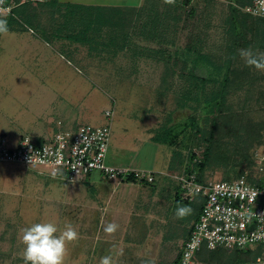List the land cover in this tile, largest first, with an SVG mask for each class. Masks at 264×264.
Returning a JSON list of instances; mask_svg holds the SVG:
<instances>
[{
    "label": "rangeland",
    "instance_id": "obj_1",
    "mask_svg": "<svg viewBox=\"0 0 264 264\" xmlns=\"http://www.w3.org/2000/svg\"><path fill=\"white\" fill-rule=\"evenodd\" d=\"M59 1L68 3H59L49 10H43V24H48L50 29L41 34L51 36L56 31L57 37L61 36L62 39V36L71 34L79 36L92 21L91 26L103 25L111 39L108 43L98 41L97 34L89 32L82 34L89 41L81 44L61 41V38L55 40L56 50L63 52V55L56 53L54 61H40L36 67L34 64L39 74L49 75L40 83L49 86L50 92L55 94L54 99L51 103H45L42 96L44 89H40L38 97L33 79L16 80V92L23 93L27 104L26 112L13 114L19 116L21 122L33 123L41 118L42 123L49 117L54 120L59 116H68L76 123L100 126L106 124L104 112L111 109L110 143L119 139L122 133L129 140L143 135L147 137V127L151 128L154 136L168 125L197 116L202 102L222 81L231 61L244 77L239 88L228 91L226 103L235 118L228 121L227 136L222 139L219 149L214 150V168H208L206 176L212 180L226 176L235 179L242 161L249 166L246 174L256 178L264 175V163L259 158L264 155V64H249L245 55L251 52L257 58L264 57V38L260 31L256 30L253 34L250 30L239 29V38L233 39L228 31V18L231 6L236 3L234 0H145L138 2L135 17L129 16V7H124L127 9L123 11L124 14L111 13L114 9L108 7L110 13L104 14L97 11L95 5H78L92 4L94 1L132 4L134 0ZM150 8L157 10L158 15L169 12L168 28L163 27L167 32L160 34V18L156 22L155 16H149L147 10ZM160 9L163 11L159 12ZM176 13L179 20L177 31L174 28L176 21L172 19ZM3 20L14 29L24 27L25 32L19 35L24 39L26 36L30 38L31 30H40L33 21L32 25L26 23L28 26L25 27L20 18ZM151 22L157 26L156 31ZM261 28H264V24L260 25ZM14 33L8 31L5 37L12 64L3 66V72H7L12 80L16 79V75L25 73L11 56V51L15 54L18 52L17 35L13 36ZM40 43L41 50L46 51L47 47ZM27 67L30 69L32 66L28 64ZM6 101L3 106L15 111L21 105L17 98ZM24 131L35 139L29 129ZM6 133L9 134L6 135L8 141L13 144L18 132ZM178 140L183 141L182 152L185 155L189 147L199 152L194 144L201 140L193 130L187 128ZM148 146L144 144L139 153L151 148ZM167 147L172 152L177 150L175 145L159 144L161 151ZM149 160L150 157H145V162ZM249 160L253 162L251 165ZM223 164L228 165L225 167ZM68 187L69 183L48 174H39L22 165L0 162V264H24V229L34 223L48 221L56 223L60 230L70 223L79 234L77 240L67 244L64 264H96V243L92 245L96 226L82 225L78 216H66L71 213L64 214L62 210ZM180 199H161L164 200L163 205H159L162 214L153 222L151 236H144L141 232L139 235L142 236H135V255L117 256V264L173 263L195 218L190 212L183 217L177 216L178 207L188 208L186 202ZM198 207H194V214ZM144 222L138 224L137 232L139 228L146 232L148 219ZM85 236L93 239L87 246L82 240ZM233 250H218L215 255L204 253L199 256V264H240L243 256L249 252L247 249Z\"/></svg>",
    "mask_w": 264,
    "mask_h": 264
},
{
    "label": "crops",
    "instance_id": "obj_2",
    "mask_svg": "<svg viewBox=\"0 0 264 264\" xmlns=\"http://www.w3.org/2000/svg\"><path fill=\"white\" fill-rule=\"evenodd\" d=\"M140 1L143 2L145 0H134V3L132 4H112L111 2L94 1L92 4L78 3V5H95L97 11L101 13L104 12V14L110 13L108 7H113L114 10L111 11V13L115 14H124L123 11L127 10L124 7H129L131 8L128 10L129 16L135 17L138 2ZM148 1L152 2L155 0ZM59 3L68 2L59 1ZM49 8V6L43 5V3H32L28 4L27 7L16 10L18 14L16 15V18H20L22 20L23 18H30L31 25L33 21L37 29H40L39 31H36L33 29V27H31L33 31L31 30L30 32V38H27L26 36L24 39L22 36H19L25 32L24 27H18L14 29L13 26L7 24L6 22L7 30L0 31V137L6 135L8 136L9 134L6 133V131H16L18 132L16 136H14L16 140L22 135L27 134L24 130L29 129L30 132H33L31 134L36 140H43L44 138L53 135L57 129H74L81 125V123L73 122L74 119L68 116L66 118L65 116H59L54 120L49 117L45 122L42 123L40 121L41 118H38L37 116V122L23 123L21 122L19 116L13 115H19L21 112H26L24 110L27 108L23 93L16 92V84L18 85V83L15 84L16 80H28V78L31 80L33 79V82H36L34 83V86L36 88L35 93L38 97L40 96V89H44L42 95L45 98L44 102L51 103V101L54 99L53 97L55 94L50 92L49 86L44 83H40L41 81H44V78L48 77L49 75H41L34 68V64L36 67L40 61L46 63L54 61L56 53L63 55V52H58L56 50L57 46L54 45V41L57 39L60 40L61 38V36L57 37L56 31L54 32V35H49L50 37L41 34V32H46L48 29H50L48 24H43L45 19H42L41 17L43 10H49ZM161 11L163 10L160 9L159 12ZM147 12H149V16H155L157 18L156 22H158V18H160V34L162 32H167V29L165 28H168V18H171V16H168L169 12H166L167 14L164 15H158L157 10H153L152 8L147 10ZM171 12L173 13V11H170V13ZM5 18L9 19V16ZM173 18L176 21L174 28H176L175 31H177V28L179 27L177 24L179 21L177 13L176 16L172 17V19ZM104 20H106V16L104 17ZM153 23L151 22L150 25ZM23 25L25 27L28 26L27 24ZM153 25V30L156 31L157 26L155 24ZM163 27L165 28L163 29ZM8 31L15 32L13 36L17 35L16 43L18 46V52L15 54L11 51V56L13 59H16L17 65L22 66L21 71H25V73L20 76L16 75L15 80H12V78L10 79L7 72H3V66L5 64H12V59H9L8 57L9 45H7L5 42L7 41L5 40V37L7 38ZM89 32H94L97 34L96 39L98 41L108 43L110 41L109 39H111V37L107 36V30L103 25H95L85 27L84 30L80 32L81 35H79V38L76 41L68 39L67 36H62L63 39L61 38V41L67 40L74 44H81V42L84 41L88 42L89 40L87 36L84 37L82 34ZM106 38H108V40L104 41ZM175 38L177 39V37ZM40 42H42L45 47H47L45 48L46 51L43 52L41 50L42 47ZM28 64H31L32 66L30 69L27 67ZM34 70L36 72H34ZM17 77L20 78L17 79ZM8 98H17L20 100L21 105H18L16 108L18 112L14 109H11V107L5 108L3 106L4 101H6ZM108 110L111 109H107L106 111ZM34 123L35 125H32ZM66 126L69 127L66 128ZM145 132L147 133V137L143 135L142 137L133 140H129L125 133H122L119 139L110 143L106 159L108 163L116 166L149 170L154 176V180L152 182H121L119 184H114L109 182L99 172H92L83 181L69 184V187L66 190L67 196L63 201L65 207H62V210L65 212L64 214L71 213L66 214V216H78L81 219L79 223L82 225L96 226L94 229V241H92V245L94 242L96 243V248L94 251L96 264H102L104 258H109V264H117V256H134L136 249L135 236H138L140 232L143 233L144 236H146V234L147 236H151V227L154 224L153 222L157 221L161 217L162 209L160 210L159 205L162 204V202L164 203V200L161 201V199L168 197L169 200H175L176 197H178V184L173 178L175 174H172L169 170L172 156L171 148L167 147L165 151H161L159 148L160 143L154 141L155 135H152L154 132L151 130V128L147 127ZM144 144L149 145L148 147L151 148H147L140 154L139 151ZM145 157H150L151 160L145 162ZM65 209L67 211H65ZM72 209H74L73 212H71ZM61 214L63 215V213ZM145 219H148V229L146 232H142L139 228V231L137 232L136 227L139 223H145ZM110 225H116L114 231H107ZM82 240L86 242L87 246L89 241L93 239L90 238V236H85L82 237ZM121 252H126V254H121Z\"/></svg>",
    "mask_w": 264,
    "mask_h": 264
},
{
    "label": "built area",
    "instance_id": "obj_3",
    "mask_svg": "<svg viewBox=\"0 0 264 264\" xmlns=\"http://www.w3.org/2000/svg\"><path fill=\"white\" fill-rule=\"evenodd\" d=\"M45 1L48 0H0V21L13 15V9L25 2ZM241 10L264 19V0H250ZM104 117L106 124H81L74 129H58L41 142L25 134L11 144L6 136H1L0 162L22 165L69 184L83 181L92 172H99L114 184L127 182L129 178L138 183L152 182L154 176L149 170L107 162L113 111H106ZM259 158L264 163V155ZM195 161L197 158L193 163ZM193 163L187 167L190 169ZM184 170L173 176L181 199L193 201L200 198L202 206L190 225L188 236L181 243L176 264H197L200 250L219 248L258 252L240 264H264V175L253 177V181L246 176L200 181L195 171Z\"/></svg>",
    "mask_w": 264,
    "mask_h": 264
},
{
    "label": "trees",
    "instance_id": "obj_4",
    "mask_svg": "<svg viewBox=\"0 0 264 264\" xmlns=\"http://www.w3.org/2000/svg\"><path fill=\"white\" fill-rule=\"evenodd\" d=\"M189 0H187L188 2ZM236 3H233L234 6H231V12L228 18V31L230 35L233 37L234 40L239 38V32L237 30L239 29H245L250 30L251 32H254L257 30V32L260 31L261 35L264 38V28L260 29V25L264 24L263 18H257L253 17L250 14H247L241 10L242 7L248 5L250 3V0H234ZM43 3V5H47L49 7L58 6L59 0H48L45 2H38ZM28 4H32L30 2H25L18 7L13 9V15H9V19H12L13 17L16 18L17 12L19 8L27 7ZM61 5H64V3H60ZM235 4H238L237 6ZM66 6L70 4H65ZM249 17V18H248ZM251 18V19H250ZM17 19V18H16ZM103 20V19H101ZM98 20V21H101ZM250 20V22H248ZM4 21V20H1ZM92 22V21H91ZM91 22L88 23V26H91ZM31 24L30 18H23L22 25L23 24ZM240 31V30H239ZM241 32V31H240ZM252 34V35H253ZM70 40H78L79 36L76 34H71L67 36ZM244 75L239 70L238 66H234L232 62L230 61L226 67L225 73L223 75L222 81L219 83V85L216 87L215 90H213L210 95L202 102L201 109L199 110V114L197 116H189L186 121L181 122H175L172 125H168L165 128H163L160 132H158L154 136V140L160 144H164L167 146H173L175 145L177 150L172 152L169 170L172 174H179L180 172L185 169V172L188 171H195L198 175V178L200 181H205L208 179L206 176V172L208 168H214V150H218L219 146L221 144L222 139H225L228 132V121L235 118L234 115H232V109L230 106L226 103V97L228 95L229 90L231 89H237L239 88L242 82ZM189 128L190 130H193L201 140L200 143H196L195 148L199 150L197 153L194 152L192 148L187 149L186 155L182 152V149L184 147L183 141L178 140V138L185 132V130ZM235 136V135H233ZM41 142L42 140H38ZM205 145H204V144ZM197 158L198 161H195L193 163L194 159ZM251 165L253 162L249 160ZM193 163V166L187 167L190 164ZM186 164V166H185ZM225 167H227L228 164H223ZM241 165L240 170L236 178L241 176H246V178L249 181H253V177L251 174H246V170L249 166H246L245 161H242L239 163ZM234 178H230L229 176L224 177L223 180H232ZM133 182L134 180L129 178L127 182ZM177 199H180V193L178 194ZM183 201L182 199H180ZM188 205V209H190V214L196 220L201 206L202 202L200 198H196L193 201H184ZM198 205V209H196V213L194 214V207ZM190 232V227L188 228V231L186 233L185 238L188 236ZM184 238V239H185ZM218 250H226V249H217L213 251H208L205 249L200 250V252L197 254V264H199V256L208 253L209 255H215V251ZM237 251V250H233ZM240 251V250H238ZM258 252H252L249 250L248 254H243V261H247L253 258L255 254ZM179 257V251L173 260L172 264H176ZM240 262V263H241Z\"/></svg>",
    "mask_w": 264,
    "mask_h": 264
},
{
    "label": "clouds",
    "instance_id": "obj_5",
    "mask_svg": "<svg viewBox=\"0 0 264 264\" xmlns=\"http://www.w3.org/2000/svg\"><path fill=\"white\" fill-rule=\"evenodd\" d=\"M6 23L0 21V31H6ZM249 64H264V57L257 58L253 53L245 54ZM190 209L177 208V216L183 217ZM116 225H110L107 231H114ZM78 232L73 225L66 224L63 230L56 223L38 222L24 229L22 241L25 245L24 264H64L66 246L78 239ZM102 264H109V258H104Z\"/></svg>",
    "mask_w": 264,
    "mask_h": 264
}]
</instances>
